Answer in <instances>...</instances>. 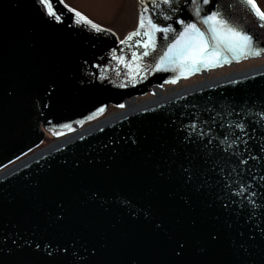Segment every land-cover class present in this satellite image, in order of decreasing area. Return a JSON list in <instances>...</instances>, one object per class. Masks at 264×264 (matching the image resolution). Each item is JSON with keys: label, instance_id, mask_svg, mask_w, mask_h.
Listing matches in <instances>:
<instances>
[{"label": "water", "instance_id": "obj_1", "mask_svg": "<svg viewBox=\"0 0 264 264\" xmlns=\"http://www.w3.org/2000/svg\"><path fill=\"white\" fill-rule=\"evenodd\" d=\"M219 2L238 5V0ZM52 3L62 15V25L44 23L32 0H0V229L22 234L35 229L38 236L67 245L81 256L88 255L83 245L89 249L95 246L99 249L95 259L106 264H123L130 255L139 264H173L170 238L187 236V260L196 264L202 227L214 214L221 216L222 225L224 214L217 208H206L203 197L194 198L191 209L169 198L167 193L174 183L157 178L152 167L155 157L165 154L158 144V133L173 115L188 112L199 116L206 106L222 98L241 101L264 97V69L179 91L131 110H127V103L156 88L264 55L201 68L175 84L166 82L179 75L172 71L130 76L127 62L132 52L139 54L141 50L134 43L120 44L128 34L121 39L101 25L109 31L97 33L86 24L75 25L74 13L68 11L73 7L64 0ZM138 3L140 13V0ZM239 9L242 25L257 31L254 25L258 22L250 10L242 5ZM162 42L157 34V55ZM113 49L115 56L125 58L124 63L113 59ZM144 62L154 67L155 58L150 56ZM11 89L14 91L9 96L7 90ZM121 104L125 108L118 114L103 117L110 107ZM101 108L104 110L98 111ZM256 111L258 106L252 108ZM89 122L93 123L80 128ZM65 124L72 130L64 128ZM133 133L139 147L130 143ZM46 134L60 139L18 161L39 147ZM154 149L150 162L147 153ZM255 171L258 180L260 168ZM94 191L107 203L101 206L100 201H92ZM124 200L131 201L132 208L148 210L149 218H144L142 211L139 219L130 221L127 213L132 209L121 203ZM61 203L62 208L58 207ZM61 213L63 220L56 222ZM193 217L198 221L196 227L191 224ZM160 221L166 225L165 232L153 230V224ZM226 248L225 241L213 258L224 259ZM62 255L74 259L71 253ZM253 259L264 264V251H258ZM31 262L50 264L43 255L31 257Z\"/></svg>", "mask_w": 264, "mask_h": 264}, {"label": "snow or ice", "instance_id": "obj_2", "mask_svg": "<svg viewBox=\"0 0 264 264\" xmlns=\"http://www.w3.org/2000/svg\"><path fill=\"white\" fill-rule=\"evenodd\" d=\"M32 4L44 23L63 24L62 15L54 9L52 0H32ZM140 4L136 30L120 41V44L134 43L141 50L139 54L132 52L127 62L130 76L148 71H172L179 75L166 82L175 84L180 77L187 78L201 68L264 55V9L258 0H238L236 6L219 0H140ZM240 5L256 18L257 31H250L240 22ZM65 7L68 6L65 4ZM68 11L74 13L75 25L86 24L97 33L109 31L74 8L68 7ZM157 34L163 41L159 55L156 54ZM115 51L112 50L113 59L124 63L125 58L115 56ZM150 56L155 58L154 67L144 62ZM51 84L54 91L55 82ZM0 87H3L2 81ZM13 91L7 90V94L11 96ZM254 106H258L255 113ZM253 115L256 120L251 119ZM63 127L72 130L70 125ZM129 139L139 147L135 133ZM158 144L165 154L155 157L152 167L157 178L174 183L175 187L167 193L169 198L191 209L194 198L203 197L206 208H217L224 214L222 225L221 216L214 214L202 227L196 264H256L253 256L264 251L261 248L264 243V97L241 101L222 98L206 106L199 116L188 112L179 117L173 115L162 123ZM154 156L155 149L147 153L150 162ZM258 167L261 174L257 180L255 169ZM90 199L100 201L101 206L107 203L95 191ZM121 203L132 209L127 213L130 221L139 219L142 211L144 218H149L148 210L132 208L129 200ZM58 207L62 208V203ZM63 218L62 213L58 214L55 221L61 222ZM197 223L193 217L192 226L196 227ZM153 230L165 232L166 225L163 221L155 222ZM225 241V258L214 259L213 253ZM82 247L87 256L58 241L38 236L35 229L27 234L0 229V264H32L31 257L36 255L45 256L50 264H106L95 259L99 255L95 246ZM170 247L173 264H192L187 260V236L170 238ZM63 253H71L74 259ZM123 264H139V261L130 255Z\"/></svg>", "mask_w": 264, "mask_h": 264}, {"label": "rangeland", "instance_id": "obj_3", "mask_svg": "<svg viewBox=\"0 0 264 264\" xmlns=\"http://www.w3.org/2000/svg\"><path fill=\"white\" fill-rule=\"evenodd\" d=\"M69 6L79 10L85 14L92 21L97 24L109 28L115 31L121 38L127 35L130 31L134 30L137 27V21L139 16V3L138 0H64ZM258 3L262 9H264V0H258ZM264 64V58L249 60L238 66L231 68H225L222 70H216L212 73H208L207 77L200 76L199 78H193L187 81H184L182 84L177 86H168L164 88L166 93L170 87H191L205 81L206 79H214L215 77H223L235 71H242L249 68H254ZM167 90V91H166ZM170 90V89H169ZM153 95H148L138 99V103L143 101H149V98H154ZM148 99V100H147ZM152 100V99H150ZM121 109H110V112L107 116H113L118 114ZM60 138H51L47 137L44 143L41 144L40 148L49 147ZM38 151V150H37ZM36 150L34 153L37 152ZM33 153V154H34Z\"/></svg>", "mask_w": 264, "mask_h": 264}, {"label": "bare ground", "instance_id": "obj_4", "mask_svg": "<svg viewBox=\"0 0 264 264\" xmlns=\"http://www.w3.org/2000/svg\"><path fill=\"white\" fill-rule=\"evenodd\" d=\"M262 69H264V64L263 65H260V66H256V67H254V68H249V69H246V70H242V71H235L234 73H230V74H228V75H224L223 77H215L214 79H211V80H209V79H206L205 81H201L200 83H197L196 85H194V86H191V87H183V86H181V87H173V88H169V89H167L166 91V93L164 92V89L163 88H157V89H155V97L154 98H149V101H147V102H145V101H143L142 103H138V100L137 99H135V100H130L129 102H128V106H127V110H131V109H134V108H136V107H143L144 105H148L149 103H151L152 101H155V100H160V99H162V98H166V97H168V96H170V95H172V94H175V93H177V92H179V91H184V90H190V89H192L193 87H195L196 88V86L198 87V86H201V85H204V84H209V83H211V82H215V81H221V79H223V78H226V77H231V76H236V75H238L239 73H245V72H249V71H253V70H256V71H258V70H262ZM205 74H207V73H205ZM204 74V75H205ZM150 99H152V100H150ZM148 100V99H147ZM116 115V114H115ZM104 116H106V114L104 115ZM103 116V117H104ZM30 154H28V155H26V156H24L23 158H21L20 160H18V161H23L25 158H27L28 156H29ZM17 163V162H16ZM7 168V167H6ZM5 168V169H6ZM4 170V169H3ZM3 170H1V171H3Z\"/></svg>", "mask_w": 264, "mask_h": 264}, {"label": "flooded vegetation", "instance_id": "obj_5", "mask_svg": "<svg viewBox=\"0 0 264 264\" xmlns=\"http://www.w3.org/2000/svg\"><path fill=\"white\" fill-rule=\"evenodd\" d=\"M43 143H44V142H43ZM40 146H41V145H40ZM40 146H39V147H37V148H36V149H34V150H36V151H37V150H38V151L42 150V149L40 148ZM43 149H44V148H43ZM34 150H33V151H34ZM33 151H32V152H33ZM32 152H30L29 154H30V155H32V154L34 153V152H33V153H32ZM27 155H28V154H27ZM30 155H29V156H30ZM29 156H28V157H29Z\"/></svg>", "mask_w": 264, "mask_h": 264}]
</instances>
